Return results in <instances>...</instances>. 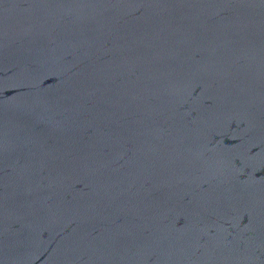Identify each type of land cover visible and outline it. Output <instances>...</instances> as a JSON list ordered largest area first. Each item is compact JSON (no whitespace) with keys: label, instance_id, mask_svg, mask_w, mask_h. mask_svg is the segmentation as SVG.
Returning a JSON list of instances; mask_svg holds the SVG:
<instances>
[{"label":"water","instance_id":"95a60500","mask_svg":"<svg viewBox=\"0 0 264 264\" xmlns=\"http://www.w3.org/2000/svg\"><path fill=\"white\" fill-rule=\"evenodd\" d=\"M0 264H264V0H0Z\"/></svg>","mask_w":264,"mask_h":264}]
</instances>
